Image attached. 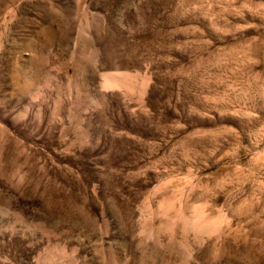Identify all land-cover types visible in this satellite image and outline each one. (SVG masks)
Segmentation results:
<instances>
[{
	"label": "rangeland",
	"instance_id": "obj_1",
	"mask_svg": "<svg viewBox=\"0 0 264 264\" xmlns=\"http://www.w3.org/2000/svg\"><path fill=\"white\" fill-rule=\"evenodd\" d=\"M0 264H264V0H0Z\"/></svg>",
	"mask_w": 264,
	"mask_h": 264
},
{
	"label": "crops",
	"instance_id": "obj_2",
	"mask_svg": "<svg viewBox=\"0 0 264 264\" xmlns=\"http://www.w3.org/2000/svg\"><path fill=\"white\" fill-rule=\"evenodd\" d=\"M112 86H113L112 89L122 90V92H124L125 94L129 93L128 90H126L125 88L123 89L119 84H113Z\"/></svg>",
	"mask_w": 264,
	"mask_h": 264
}]
</instances>
